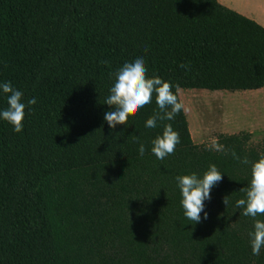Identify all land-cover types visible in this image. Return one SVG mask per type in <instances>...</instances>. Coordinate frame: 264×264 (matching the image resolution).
<instances>
[{
	"label": "trees",
	"instance_id": "16d2710c",
	"mask_svg": "<svg viewBox=\"0 0 264 264\" xmlns=\"http://www.w3.org/2000/svg\"><path fill=\"white\" fill-rule=\"evenodd\" d=\"M138 54L181 104L180 90L264 89V27L218 0H0V81L37 98L22 132L0 121V264H264L235 206L264 138L220 134L227 154L195 144L183 107L145 128L155 93L109 128L111 74ZM165 124L180 143L158 160L151 141ZM209 164L223 175L194 225L175 177Z\"/></svg>",
	"mask_w": 264,
	"mask_h": 264
},
{
	"label": "clouds",
	"instance_id": "9594fccd",
	"mask_svg": "<svg viewBox=\"0 0 264 264\" xmlns=\"http://www.w3.org/2000/svg\"><path fill=\"white\" fill-rule=\"evenodd\" d=\"M146 73L144 57L138 54L130 61H125L114 74H111L114 75V81L109 88V95L105 98V105L110 106L111 110L103 114V120L109 128H115L117 124L124 125L128 113L136 112L149 104L154 93L159 112H154L146 119L145 128H155L158 120L171 121L181 111L183 105L178 102L177 96L172 91L175 86L162 80L158 75L149 77ZM0 94L4 95L7 105L0 108V121L11 125L14 133L22 132L25 110L31 112L32 106L37 103V98L33 96L25 101L23 92L9 81H0ZM179 143V133L173 129L171 124H165L162 133L151 141V153L158 160H162L171 155ZM212 148L215 151H225L227 154L222 144L213 143ZM137 153L140 157L144 156L143 142H138ZM232 156L234 159H239L241 164L250 163L247 157L238 158L235 152ZM250 171V181L246 189H243L245 196L238 199L235 206L243 209L244 216L253 219L249 243L252 253L258 255L264 247V219H257L259 215H264V154L251 162ZM222 175L223 173L215 164H209L202 175L191 172L175 177L183 214L194 225L200 223L202 218L207 219L205 202L211 199V190L221 181ZM223 203L227 205L226 197Z\"/></svg>",
	"mask_w": 264,
	"mask_h": 264
},
{
	"label": "rangeland",
	"instance_id": "374dc122",
	"mask_svg": "<svg viewBox=\"0 0 264 264\" xmlns=\"http://www.w3.org/2000/svg\"><path fill=\"white\" fill-rule=\"evenodd\" d=\"M190 91L180 90L179 97L188 121L191 119L195 124L190 129L195 144L212 146L220 134L241 132L252 133L255 146L264 138L263 91L229 93L198 90L203 92L194 93L199 97L196 100L192 99L193 93L188 94ZM210 98L212 101L208 102Z\"/></svg>",
	"mask_w": 264,
	"mask_h": 264
},
{
	"label": "crops",
	"instance_id": "0c3cea01",
	"mask_svg": "<svg viewBox=\"0 0 264 264\" xmlns=\"http://www.w3.org/2000/svg\"><path fill=\"white\" fill-rule=\"evenodd\" d=\"M225 7L251 19L264 27V0H218ZM264 92V89L259 92ZM203 91L192 90L188 94L193 93L192 99L198 98L197 94ZM197 93V94H194ZM193 135V134H192Z\"/></svg>",
	"mask_w": 264,
	"mask_h": 264
},
{
	"label": "bare ground",
	"instance_id": "6f19581e",
	"mask_svg": "<svg viewBox=\"0 0 264 264\" xmlns=\"http://www.w3.org/2000/svg\"><path fill=\"white\" fill-rule=\"evenodd\" d=\"M199 98V97H198ZM197 98V99H198ZM212 101L211 98L208 100V102ZM202 103H205V101H202ZM191 121V122H190ZM189 123H190V129H192L193 127H195V124L193 123V120L190 119ZM196 129V128H195ZM193 134V133H192Z\"/></svg>",
	"mask_w": 264,
	"mask_h": 264
}]
</instances>
